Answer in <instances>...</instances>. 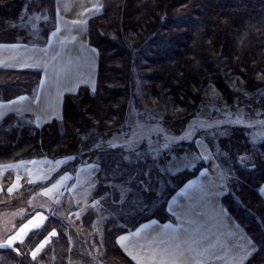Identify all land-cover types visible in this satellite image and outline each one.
Listing matches in <instances>:
<instances>
[{
  "label": "trees",
  "instance_id": "trees-1",
  "mask_svg": "<svg viewBox=\"0 0 264 264\" xmlns=\"http://www.w3.org/2000/svg\"><path fill=\"white\" fill-rule=\"evenodd\" d=\"M101 4L86 27L88 42L97 52L94 86L80 85L74 93H65L60 118L41 126L30 114L9 112L0 119V166L44 156L72 157L64 162L69 165L88 159L95 169L91 205L76 221L53 212H28L26 222L0 239V264H135L117 237L146 221L170 218L169 199L203 164L196 171L173 174L164 151L126 150L106 146L98 138L124 125L135 99L137 74L151 96L176 110L178 116L166 117L173 127L190 121L210 87L223 95L250 92L227 99L241 98L251 117L254 112L264 116V0ZM54 12V0H0V43L44 46L56 25ZM33 13L39 16L32 22L28 19ZM39 79L38 70L0 67V102L20 95L33 98ZM217 130L200 136L211 149L218 137L219 147L229 153L228 160L216 158L233 176L222 204L256 246L243 264H264V200L259 193L264 140L250 142L249 129L243 127ZM6 185L2 194L9 192Z\"/></svg>",
  "mask_w": 264,
  "mask_h": 264
},
{
  "label": "crops",
  "instance_id": "crops-1",
  "mask_svg": "<svg viewBox=\"0 0 264 264\" xmlns=\"http://www.w3.org/2000/svg\"><path fill=\"white\" fill-rule=\"evenodd\" d=\"M55 1L56 25L44 46L0 43V67L40 72L35 96L20 95L0 102V119L9 112L30 114L41 126L60 118L65 93H74L80 85L95 84L97 52L88 42L86 27L89 18L101 10V4L98 1L93 13L91 4L84 5L80 12H67L59 0ZM69 39L77 42L76 51L87 50L86 60L83 53L66 51ZM224 175L217 165H202L169 199L170 218L164 222L152 219L120 234L117 243L121 250L135 264H243L256 246L222 204L227 188ZM262 191L264 183L259 191L264 200ZM52 209L58 216L73 221L81 214L74 205L66 215Z\"/></svg>",
  "mask_w": 264,
  "mask_h": 264
},
{
  "label": "rangeland",
  "instance_id": "rangeland-1",
  "mask_svg": "<svg viewBox=\"0 0 264 264\" xmlns=\"http://www.w3.org/2000/svg\"><path fill=\"white\" fill-rule=\"evenodd\" d=\"M59 1L60 6L67 12H80L84 5L91 4L90 12L93 13L97 11L98 1L101 4V0ZM33 14L30 15L29 21L37 20L39 13ZM67 41L66 44H70V46H67L66 51L76 54L83 53L75 50L77 42L72 39ZM82 55L86 60L88 58L87 50ZM134 83L135 99L131 100V108L124 120V125L114 129L111 134H98L99 142L106 146L112 143L126 150L145 147L155 151H164L170 156L169 167L173 174L180 170L196 171L200 164L206 167H210L211 164L217 165L225 174L228 188V183L230 184L233 176L228 167L222 164V169L218 165L217 159L221 157L228 160L229 153L219 147L218 137L214 142L215 149H211L208 141L203 140L204 138L200 134L205 132L211 135V132L218 131L217 128L224 125L227 127L238 126L249 129L246 132V137L250 142L258 143L264 140V116H257L254 112L255 117H251V114L246 112L243 107L245 104H241L243 102L241 98L233 99L231 102L227 99L230 96H240V93L250 92L234 90L223 95L216 88L210 87L201 96L200 109L191 114L190 121L184 126L173 127L172 123H166V117L178 116L176 110L164 101L158 102L151 96L146 81L142 80L138 74ZM243 98L247 99V96H243ZM2 111L3 109H0V113ZM192 141H194L193 148H187L186 144ZM178 145L187 149L174 151V147L178 148ZM71 158L44 156L17 162L16 165L0 166V191L2 184H9L6 185L9 192L4 194L0 192V239L9 237L13 230L20 227L19 223L26 222V219L30 218L25 215L33 210H35L34 215L40 216L42 215L41 211L53 212L52 207L56 208L60 215H66L67 210L71 209L73 205L79 207L81 214L87 210L91 205V193L95 185V172L92 169L94 166L90 162H85L88 159L72 165L64 164L65 161L72 160ZM4 171H9V175L3 174ZM34 183L37 186H34ZM58 185L61 186L58 188ZM59 195L61 196L58 199ZM56 203H58V207ZM54 212L56 213V211ZM73 212L75 211L73 210ZM73 214L75 215V213ZM73 214L68 213L72 217ZM158 249L159 247L155 244V250Z\"/></svg>",
  "mask_w": 264,
  "mask_h": 264
}]
</instances>
